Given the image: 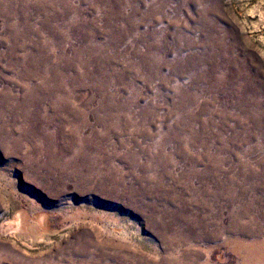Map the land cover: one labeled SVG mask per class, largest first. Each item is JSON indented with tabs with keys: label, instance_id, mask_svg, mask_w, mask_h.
Instances as JSON below:
<instances>
[{
	"label": "rangeland",
	"instance_id": "374dc122",
	"mask_svg": "<svg viewBox=\"0 0 264 264\" xmlns=\"http://www.w3.org/2000/svg\"><path fill=\"white\" fill-rule=\"evenodd\" d=\"M0 264H264V0H0Z\"/></svg>",
	"mask_w": 264,
	"mask_h": 264
}]
</instances>
